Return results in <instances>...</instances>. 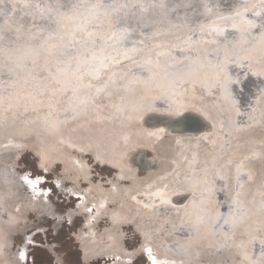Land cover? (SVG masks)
<instances>
[{"label":"rangeland","instance_id":"1","mask_svg":"<svg viewBox=\"0 0 264 264\" xmlns=\"http://www.w3.org/2000/svg\"><path fill=\"white\" fill-rule=\"evenodd\" d=\"M211 3L207 26L180 30L174 38L164 35L166 40L141 53L108 51L118 41L120 17L87 19L74 30L70 46L57 53L77 67L83 60L84 74H73L54 90L46 84L41 90L0 89V264H115L119 258V264H230V252L240 264H264V177L255 168L264 163V149L254 143L264 131L263 124L254 126L264 117V12L254 19L245 9L264 10V0ZM233 20L238 26L222 30ZM205 27L210 51L201 56L191 38ZM228 33L234 40L214 41ZM161 49L187 61L185 71L162 68ZM80 98L90 101V113L74 125L67 117L81 110ZM182 108L197 115H182ZM101 123L115 130L99 141L79 130ZM58 126L63 128L56 131ZM238 126L251 136L247 141L243 136L239 148L232 143L239 138L230 135ZM107 139L114 143L110 150ZM119 143L126 145L122 155ZM232 165L233 171H225ZM150 188L186 193L176 198L184 203L176 215L193 224L179 222L174 230L189 233L168 232L175 211L168 219L165 213L173 208L149 211L144 194ZM246 224L253 235H243ZM184 237L194 242L180 243ZM161 242L169 246L160 247ZM141 246L149 250L136 255ZM149 253L163 261H151Z\"/></svg>","mask_w":264,"mask_h":264},{"label":"bare ground","instance_id":"2","mask_svg":"<svg viewBox=\"0 0 264 264\" xmlns=\"http://www.w3.org/2000/svg\"><path fill=\"white\" fill-rule=\"evenodd\" d=\"M245 9L253 12V14L250 15L249 12L247 11V14L254 19H256L259 16L260 12H264V10H260V11L256 12L257 9L256 8L253 9V7H250V8L245 7ZM111 14H115V16L121 18L120 19L121 20V27L118 31L119 33L117 34L118 35L117 36L118 41L114 42L112 44V46L108 49V51L109 52H123V53L132 54V52L136 51V50H138V51H136L137 53L138 52L141 53L143 51L147 52L149 49L154 48V46L156 44L160 43V39L166 38V37H163L164 35L170 34L171 38H174L175 36H177L176 34L180 30H185V31L190 30V29H195V30L197 29L198 30L203 26H207V22L209 21V19L212 16V3H211V0H0V89L6 91L10 87L11 88L13 86L19 87V85H20L22 87V89L33 87L37 90H41V89H44L42 85L46 84V86L48 87L47 90H54L57 86H60L57 84L62 83L63 80L66 81L67 78L71 77L73 74H75L76 76L84 74L85 72L80 73V71H79L80 70L79 68H81L79 66H81L83 60L78 61V67H77V66H75V64H72L73 62L70 63L68 61H65V59H64L65 57L57 56L58 55L57 53L60 52L62 49H65L66 47L70 46V44L72 43V35L74 33V30L79 28L85 20L90 19L92 17H97L98 19L104 18L105 16L111 15ZM226 24H227L226 27H224L223 29H222V27H220L217 31H220L221 29L226 31V30H229V28H235L236 26H238L239 22H238V20H233V21L227 22ZM218 26L219 25L215 24V26H213V29L217 28ZM203 29L199 30L195 34L190 33V37L193 36V34L195 35V37H194L195 40L193 38H191V40H192L191 48L193 49V51L196 54L201 55V56H205L208 53V51H210V47L208 45H205L204 44L205 40H203V39H207L210 35L208 36V34L205 33V32H207V31H205L207 29V27H205ZM128 31L131 32V34H127ZM229 32H231V31H229ZM209 33H211L212 36L213 35L215 36V34H217V33H214V31H211ZM247 33L248 32H246V34ZM263 33H264V31H263ZM263 33H262V35H263ZM203 36H204V38H203ZM165 40H163V41H165ZM230 40H234L232 38V33H228L226 35L220 34L218 36V39L214 40V41L218 42V43H224V42H229ZM109 52L107 54H109ZM158 56L160 57V60H162L164 62L162 64V68H164V67L166 68V66H168V69H170L171 68L170 66H173L180 73L184 72L185 69L187 68V63H188L187 61L181 62V61L173 58L170 55V53H168V55L165 54L162 49L160 50V53L158 54ZM126 59H128V58L126 57L124 59V61L128 62ZM231 61H236L237 63H239L238 60H235V59H233ZM124 65H125V63H124ZM224 69L228 70L227 67H224ZM119 70H120V72L121 71L126 72V70H124V69H119ZM128 70H130V69H128ZM131 75H133V74H131ZM131 75H130V77H131ZM113 76H115V75H113ZM118 78H121V77H118ZM111 81H109V82H111ZM130 81L132 82V84H135L138 82V78L133 77V79ZM41 86H42V88H41ZM111 86H113V85H111ZM136 86H138V85L136 84ZM133 89L134 88H132L131 90L133 91ZM147 90H148V88H147ZM149 91L150 90H148V92ZM114 95H116V94H114ZM174 100H175V98H174ZM147 101H148V99H147ZM76 102L75 103L78 106H81V110L78 108V114L73 115V117H71V116L67 117V121L73 122V124L75 123V121H77L76 123H78L80 121L88 119L87 113H90V111H88L89 108H87L88 104L90 103V101H88V99L80 98V99L76 100ZM167 106L170 109H173V107H174L172 103H168ZM177 106H179V105H177ZM200 110H202L201 116H203V114L205 113L204 108L201 107ZM182 111L184 112V108H182ZM185 112H186V115L187 114L197 115L196 113H194V111L191 108L190 109L186 108ZM154 114L160 115L162 113H154ZM90 116L92 117V114ZM263 116H264V114H263ZM110 120L112 121V119H110ZM122 121L123 120L121 119V121H118V122L121 123ZM131 122H133V121H131ZM113 123H114V120H113ZM62 124L63 123H61V125ZM262 124L264 127V117L261 120H259L257 122V124H255L254 126H256V125L261 126ZM63 125L66 126V124H63ZM117 125H118V123H117ZM119 125H121V124H119ZM129 125H131V124H129ZM105 126L106 125H104V123H101V125L98 128H91L92 130H89L88 127H87L88 129L79 128V126L77 128H79V130L83 129L84 130L83 132L85 134H87V137L88 136L89 137L95 136L96 137L95 140L98 139V141H99V140H101L102 136L104 138H107L108 133H110V135H111V133L115 130V127H113V126L108 125V126H110V130L105 129ZM254 126H251V128L253 127V129H255L256 127H254ZM238 127L239 128H236L234 132L230 133V135H233V137H234L233 141L236 138H239V139H237V142L236 141L232 142V143H234V147L238 146V148H239L242 146L241 143H243L241 140L242 137L244 136V138H245L244 140L247 141L251 136H250L249 132H245V131H247V129H243L240 126H238ZM60 128H63V127L58 126L55 128V130L60 131L61 130ZM133 128H134V126H133ZM136 128L138 129L139 127H136ZM116 130L118 132L119 128L118 129L116 128ZM6 131H7V129H6ZM68 131H72V128L67 127V133H69ZM136 132H137V130H136ZM70 133L72 134L73 132H70ZM71 134H68V135H71ZM248 134H249V136H248ZM3 135H5V134H3ZM230 135H229V137H230ZM76 136H78V138L80 137L79 135L75 134V136L73 138H75ZM117 136H116V138H117ZM229 137L224 138L222 142H227V139H229ZM4 138H6V137H4ZM82 138H84V137H82ZM75 139H77V138H75ZM1 140H3V139L1 138ZM86 141H89V139H87ZM254 143L256 144L257 147L264 149V131L262 132V134L259 138H257V137L255 138ZM6 144H8V142ZM6 144L4 143L5 146H6ZM86 144H85V147H86ZM112 144H114L113 140L107 139L105 141L104 145L108 147V150H110V148L113 146ZM186 144H188V143H186ZM222 144H224V143H222ZM89 145H92V144H89ZM239 145H241V146H239ZM243 145H245V144H243ZM119 146L120 147L118 148L117 151H118V153L121 152V155H122V152H124V150L126 149V145L124 143H122ZM247 146H249V145H247ZM67 147L69 148V146H67ZM1 148L2 147H0V149ZM238 148H236V149H238ZM230 149H232V148H230ZM69 150H71V148ZM67 151L68 150H66V153H67ZM242 151H241V153H242ZM1 152L2 151H0V153ZM14 152H15V150H14ZM230 152L231 151H229V154H230ZM243 152H245V151H243ZM106 155H107V153H106ZM111 159H113V158H111ZM175 160H177V159H175ZM119 162H120V160H119ZM121 164H122V166L123 165L125 166V164H123V163H121ZM2 166L0 165V179L3 178L2 173H1V167ZM122 166H121V168H124ZM255 168H258L259 172H260V176L264 177V163H261L260 167H255ZM231 170L232 171L234 170V166L233 167L225 166V171H228V173H230ZM10 182H11V180H10ZM16 184H18V183H16ZM24 184L27 186L26 182ZM0 186L2 187L3 183L0 182ZM187 186H189V185H187ZM16 189L19 192H21L20 187H17ZM185 194H186L185 192L180 191V192L174 193L173 195L172 194L166 195L164 192L158 191L154 188L148 189L146 191V193L144 194L145 204H146L147 208L149 209V211H152V209L155 206H168L167 208H169V209L173 208V210H171L170 212L168 211L165 213L166 214L165 219H168V217H170V214H172V212L174 213V211H175V213L173 214V218L171 220L170 219L168 220V223H167L168 232H171V233L174 232L175 233L178 231L179 234L182 232L189 233L188 228H185V227H183V228H185L187 230L186 232L184 230H182V228H180V227H179V229L177 228L174 230V228L177 227L176 224H178L179 222H181L185 225H190V226L193 224V223L188 224L189 222H187V217L184 220L181 215H179V214L176 215L177 212L179 213L181 211V210L177 211L176 209L178 207H180L182 204H184V203H182L183 201L180 204H178L176 202L177 201L176 198H179L180 196H184ZM258 216H260V215H257L255 213V217H258ZM222 219L225 220L224 218H222ZM157 226H158V224L154 227H157ZM241 230L244 232L243 235L248 236L250 233H251V235H253V228L250 227L249 224H246V227L243 226L241 228ZM228 232H230V231H228ZM202 234H203V232L201 231L200 235H202ZM234 237H236V236H234ZM190 241H191V243H193L194 239H188V238L184 237L180 243H182V242L188 243ZM165 245L169 246L168 244H166V242H163V243L161 242V245H159V246L162 247ZM148 250H149V247L145 248V246H141V248L138 247L133 252H135L136 255H138L139 253H142V252L145 253ZM85 253L88 254V251H85ZM234 253H235V251H234ZM5 254L6 255L4 256V259L7 262V260L9 258L7 259V253H5ZM227 255L234 259V262H231L230 264H240V260L237 259L233 255V252L232 253L230 252ZM123 256L126 258V257L130 256V254L128 255V254L122 253L120 255V257H123ZM148 256L151 257V261H154L156 263H161L163 261V258H159L157 255H152V253H149ZM18 257H20V256H18ZM85 260L86 259H84V261ZM0 261H2V258H0ZM119 261H120V258L118 260V263L116 262L115 264H119L120 263ZM9 262H11V264H12V261H9ZM9 262H7V263H9ZM247 262H249V261H247ZM85 264H88V262H85Z\"/></svg>","mask_w":264,"mask_h":264},{"label":"water","instance_id":"3","mask_svg":"<svg viewBox=\"0 0 264 264\" xmlns=\"http://www.w3.org/2000/svg\"><path fill=\"white\" fill-rule=\"evenodd\" d=\"M248 12H249V14H250V15H252V14H253V12H252V11H248ZM127 34H131V32H129V31H128V32H127ZM126 40H127V39H126ZM123 42H124V41H123ZM235 91H236V89H235ZM183 114H186V112L182 113V115H183ZM243 224H244V223H243ZM82 257H83V255H82ZM55 260H56V258H55V259H53V262H55Z\"/></svg>","mask_w":264,"mask_h":264},{"label":"clouds","instance_id":"4","mask_svg":"<svg viewBox=\"0 0 264 264\" xmlns=\"http://www.w3.org/2000/svg\"><path fill=\"white\" fill-rule=\"evenodd\" d=\"M94 7V6H93Z\"/></svg>","mask_w":264,"mask_h":264}]
</instances>
